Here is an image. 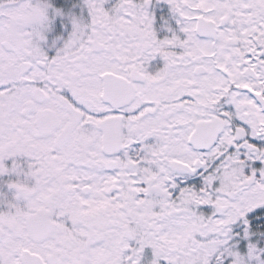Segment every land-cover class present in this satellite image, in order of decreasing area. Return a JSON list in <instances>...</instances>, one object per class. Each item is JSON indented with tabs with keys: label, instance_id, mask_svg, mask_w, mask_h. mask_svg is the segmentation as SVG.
Listing matches in <instances>:
<instances>
[{
	"label": "snow or ice",
	"instance_id": "snow-or-ice-1",
	"mask_svg": "<svg viewBox=\"0 0 264 264\" xmlns=\"http://www.w3.org/2000/svg\"><path fill=\"white\" fill-rule=\"evenodd\" d=\"M0 264H264V0H0Z\"/></svg>",
	"mask_w": 264,
	"mask_h": 264
}]
</instances>
